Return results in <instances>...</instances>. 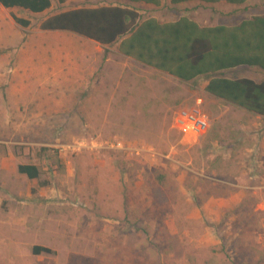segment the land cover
Here are the masks:
<instances>
[{
  "label": "rangeland",
  "instance_id": "rangeland-1",
  "mask_svg": "<svg viewBox=\"0 0 264 264\" xmlns=\"http://www.w3.org/2000/svg\"><path fill=\"white\" fill-rule=\"evenodd\" d=\"M103 5L201 25L264 13V0H52L40 13L0 4V264H264V116L209 93L206 76L184 81L119 42L40 27ZM221 74L264 79L254 66ZM190 106L208 116L197 138L174 125Z\"/></svg>",
  "mask_w": 264,
  "mask_h": 264
},
{
  "label": "trees",
  "instance_id": "trees-1",
  "mask_svg": "<svg viewBox=\"0 0 264 264\" xmlns=\"http://www.w3.org/2000/svg\"><path fill=\"white\" fill-rule=\"evenodd\" d=\"M65 3L68 0H58ZM160 5L163 0H128ZM218 3L222 0H170ZM243 4L248 0H225ZM6 8H22L40 13L52 0H0ZM15 22L28 27L31 20L13 14ZM41 29L69 31L103 46L119 42L118 50L148 66L165 71L181 80L208 77L206 90L257 115L264 116V79L227 77L225 70L254 66L264 70V13L244 18L235 24L201 25L188 16L160 21L123 5L79 7L53 14L41 22ZM20 174L30 179L41 175L37 164L21 163ZM34 254L51 253L44 245H34Z\"/></svg>",
  "mask_w": 264,
  "mask_h": 264
},
{
  "label": "built area",
  "instance_id": "built-area-1",
  "mask_svg": "<svg viewBox=\"0 0 264 264\" xmlns=\"http://www.w3.org/2000/svg\"><path fill=\"white\" fill-rule=\"evenodd\" d=\"M175 127L185 136L199 137L208 128V116L198 106L185 107L176 113Z\"/></svg>",
  "mask_w": 264,
  "mask_h": 264
}]
</instances>
